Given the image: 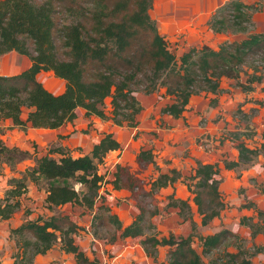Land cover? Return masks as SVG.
<instances>
[{
	"label": "trees",
	"instance_id": "16d2710c",
	"mask_svg": "<svg viewBox=\"0 0 264 264\" xmlns=\"http://www.w3.org/2000/svg\"><path fill=\"white\" fill-rule=\"evenodd\" d=\"M155 1L0 0V56L15 52L30 62L20 73L0 75V124L11 121L10 129L23 132L57 130L72 122L76 110L82 109L85 117L95 116L110 120L117 127L133 128L142 111L137 94L150 95L159 89H165V95L173 98L161 113L179 119L192 97L219 94L222 78L237 79L250 55L259 52L264 55V35L251 34L239 42L223 43L217 50L207 46L191 48L176 60L150 17ZM251 10L252 6L232 0L216 10L208 22V30L213 34L231 29L245 33L252 24ZM42 72H51L63 81V93L55 95L45 89L37 80ZM261 82L262 77L254 71L239 86L244 92H252V85ZM107 99H110V117L104 111ZM239 136L236 135L238 139ZM119 150L120 144L112 134H106L89 153L76 158L61 148L53 150L57 158L50 157L52 152H49L36 159L25 175L33 183L48 182L45 198L48 210L67 204L93 210L103 182L100 166L109 153ZM237 151L235 161L222 162L223 170L250 165L264 153V143L260 149L239 143ZM5 153L13 154L17 150L0 143V156ZM137 159L155 163L150 151H140ZM221 170L218 163H197L193 175L185 179L201 226L217 218L224 208L219 192ZM180 179L176 170L161 173L151 182L149 194H156ZM73 184L80 185L82 190L77 191ZM25 191V184L17 182L6 193L5 202L0 204V220L10 219L19 209V197ZM169 201L168 206L177 208L183 220H190L194 231L196 224L188 201L172 197ZM96 210L93 220L101 225L106 223L119 233L117 238L110 236L109 244L117 239L143 238L140 245L153 260H157L159 248H169L167 261L159 264H205L203 256L221 250L229 245L230 239L236 238L227 230L199 237V254L192 246L193 234L178 238L157 236L152 219L159 214L158 208L139 206L138 215L126 227L103 203ZM260 217L261 225L247 224L252 237L258 233L264 235V214L260 213ZM76 230L69 216L60 213L26 221L9 232L15 246L12 264H34L37 257L45 256L56 243L65 254L73 256L75 264H100L75 244ZM91 235L98 239L96 231ZM221 264L251 262L239 250L236 254H226Z\"/></svg>",
	"mask_w": 264,
	"mask_h": 264
},
{
	"label": "rangeland",
	"instance_id": "374dc122",
	"mask_svg": "<svg viewBox=\"0 0 264 264\" xmlns=\"http://www.w3.org/2000/svg\"><path fill=\"white\" fill-rule=\"evenodd\" d=\"M241 1V0H240ZM253 7L250 11L252 24L247 32L228 30L213 34L207 29L211 15L218 4L216 0H156L149 14L159 33L167 42L168 49L176 60L191 48L207 46L217 50L223 43L239 42L251 34L264 35V0H243ZM256 9L258 12H255ZM23 57V56H22ZM26 58V57H25ZM21 55L10 52L0 56V75H14L25 70L28 63H22ZM262 77L254 83L252 92H244L239 86L245 84L250 75ZM37 80L49 92L63 93L65 83L51 72H42ZM219 94L202 93L191 98L185 112L179 119L163 115L161 110L173 102L165 95V89L144 95L137 94L142 111L137 116L135 127L115 126L110 120L95 116L85 117L84 110H76V118L64 124L63 133L43 131H13L2 125L0 143L16 149L17 153L0 156V204L7 198L6 193L17 183H24L25 193L19 197V209L8 220H0V264H12L15 252L10 230L29 220L46 219L58 213L69 216L76 224L73 235L75 244L90 259L97 258L100 264H159L166 262L170 249H158L157 260L147 257L140 242L143 238L117 239L109 244L110 236L118 232L106 223L93 220L97 208L103 203L128 226L138 215L139 206L147 209L158 208L159 214L152 222L159 237L173 235L175 238L193 234V248L201 254L199 237H205L227 230L236 238L229 245L210 255L202 257L205 264H221L226 254L242 251L243 257L251 264H264V235L251 236L247 225H261L260 213L264 214V153L248 166L232 171L223 170L222 162L235 161L239 143L251 149H260L264 140V55L259 52L250 55L237 79L220 80ZM215 104L212 106V101ZM262 102L263 105L259 103ZM104 111L110 117V99L104 102ZM24 112V117H25ZM60 129V128H59ZM58 130V129H57ZM106 134H112L120 144V150L109 153L100 166L103 182L100 197L93 210L67 204L50 211L45 206L48 182H31L25 175L36 159L61 148L69 151L74 158L89 153ZM239 134V139L236 135ZM140 151H150L153 163L138 161ZM197 163L216 164L221 170L219 192L224 204L220 215L206 226H201L200 217L192 204L188 192L187 178L193 175ZM176 170L181 179L156 194H149L151 182L161 173ZM74 188L81 191L76 184ZM186 200L191 206L190 220H183L178 209L169 207V198ZM100 224V225H99ZM92 225H96L93 228ZM97 232L94 239L91 234ZM220 259V260H219ZM219 260V261H218ZM34 264H75L73 256L65 254L56 243L45 256L37 257Z\"/></svg>",
	"mask_w": 264,
	"mask_h": 264
},
{
	"label": "crops",
	"instance_id": "0c3cea01",
	"mask_svg": "<svg viewBox=\"0 0 264 264\" xmlns=\"http://www.w3.org/2000/svg\"><path fill=\"white\" fill-rule=\"evenodd\" d=\"M230 1H232V0H216V3L218 4V7H216V9H215V11L213 12V14L216 12V10H218L219 8H221V7H223L225 4H227V3H229ZM242 2H243V0H241ZM244 4H246L245 2H243ZM212 14V15H213ZM212 15H211V17H212ZM211 19V18H210ZM208 29V28H207ZM209 32H210V30H209ZM222 35H223V33H221ZM218 35H220V34H218ZM21 58H22V63H26L25 62V57H22L21 56ZM28 63H29V65H30V62L28 61ZM28 65V66H29ZM27 66V67H28ZM4 76H6V75H4ZM2 125H5L6 127H8V128H12L13 127V125H12V123H11V121H5V122H3V123H1L0 124V127H2ZM64 128L65 127H61L60 129H58V130H48V129H39V130H36V129H28L29 131H43V132H45V133H54L55 135H58V134H60V133H63V131H64ZM14 132L15 131H18V129H15V128H13L12 129ZM49 253V252H48Z\"/></svg>",
	"mask_w": 264,
	"mask_h": 264
}]
</instances>
